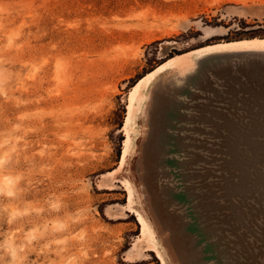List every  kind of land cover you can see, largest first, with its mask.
<instances>
[{
    "label": "rangeland",
    "instance_id": "374dc122",
    "mask_svg": "<svg viewBox=\"0 0 264 264\" xmlns=\"http://www.w3.org/2000/svg\"><path fill=\"white\" fill-rule=\"evenodd\" d=\"M263 40L264 0H0V264H264L206 113L264 52L165 69L129 109L169 57Z\"/></svg>",
    "mask_w": 264,
    "mask_h": 264
},
{
    "label": "water",
    "instance_id": "95a60500",
    "mask_svg": "<svg viewBox=\"0 0 264 264\" xmlns=\"http://www.w3.org/2000/svg\"><path fill=\"white\" fill-rule=\"evenodd\" d=\"M240 81V80H239ZM235 82L238 85V92H231L234 98L232 102L226 103L225 109L217 111L216 105H209L208 114L216 115L219 118L213 123L214 131L220 134L219 139L225 152L226 170L229 171L234 183V197L238 204H252L256 214L254 223L260 220L257 225L261 234V241L264 243V174L256 172L250 178L248 165L249 159L255 157L259 160L262 155L256 149L264 145V118H245L243 114H254L264 116V78L260 76L247 78V81ZM242 95V98L240 96ZM251 98L253 106L246 103ZM240 99L237 106L236 100ZM219 104H217L218 106ZM207 107V105H206ZM256 160V161H257ZM247 187V188H246ZM255 207L257 209H255ZM259 237V236H258Z\"/></svg>",
    "mask_w": 264,
    "mask_h": 264
},
{
    "label": "bare ground",
    "instance_id": "6f19581e",
    "mask_svg": "<svg viewBox=\"0 0 264 264\" xmlns=\"http://www.w3.org/2000/svg\"><path fill=\"white\" fill-rule=\"evenodd\" d=\"M234 52H264V40L263 41H243V42H238V43H229V44H224V45H215V46H211V47H206V48L198 49L196 51H192L190 53H186L184 55H180V56H178L176 58H173V59L168 60L167 62L159 65L153 71H151L150 73H148L147 75H145L144 77H142L136 83V85L132 88V90L130 91V99H129V101H130L131 104L129 106V109H131V105H132V102H133V99H134L135 94L141 88H143L144 86H146L148 84V82L150 80H152L161 71H163L165 69L172 68V69H175V70H177V71H179L181 73H186V72H188L192 68V66H193V64H194V62L196 60H199V59H201L203 57L210 56V55H214V54H224V53H234ZM132 111H133V109H132ZM128 113H127V116H128ZM129 122H130V118L128 117L126 123L129 124ZM125 139H127V138H125ZM127 150H128V148H125L124 149V152L122 154L121 161H120V167L122 166V164L124 162V159H125ZM148 157L152 161L154 160L155 156L153 155V148H150V150L148 152ZM118 168H119V166H118ZM128 199H130V196H129ZM132 210L134 211V209H132ZM138 214H140V213H138ZM138 218H139V221L141 222V224L143 226V230H144V227H145L144 221L142 220L141 217L138 216ZM143 230H142V233H143L142 236L144 235V231ZM159 257L162 258L161 256H159ZM161 261H163V260H161Z\"/></svg>",
    "mask_w": 264,
    "mask_h": 264
},
{
    "label": "trees",
    "instance_id": "16d2710c",
    "mask_svg": "<svg viewBox=\"0 0 264 264\" xmlns=\"http://www.w3.org/2000/svg\"><path fill=\"white\" fill-rule=\"evenodd\" d=\"M184 53H179L178 55H183ZM173 57L171 56V57H169L168 59H166L164 62H162V64L163 63H165V62H167L168 60H170V59H172ZM161 65V64H160ZM154 70V69H153ZM153 70H151V71H153ZM151 71H149V72H147L145 75H147L148 73H150ZM144 75V76H145ZM144 76H142V77H144ZM142 77H140V78H138L130 87H129V89H131V88H133L135 85H136V83L142 78Z\"/></svg>",
    "mask_w": 264,
    "mask_h": 264
}]
</instances>
